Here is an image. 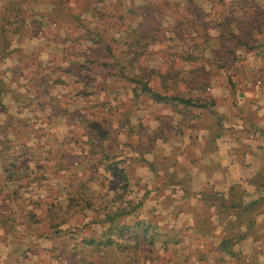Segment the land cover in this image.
<instances>
[{
    "label": "rangeland",
    "instance_id": "1",
    "mask_svg": "<svg viewBox=\"0 0 264 264\" xmlns=\"http://www.w3.org/2000/svg\"><path fill=\"white\" fill-rule=\"evenodd\" d=\"M22 5L25 16L41 23L36 29L55 42L43 43L45 50L29 56L34 44L38 47L29 39L24 51L17 52L21 64L40 69L37 81L44 80L41 86L36 83L35 99L22 91V106H11L15 119L1 117L0 172L8 183L0 196H20L21 201L9 205L4 201V208L17 212L19 206L33 216L27 223L17 218L6 235L14 248H0V258L11 255L14 264H204L201 251H195L203 248L167 246L156 231L152 246L147 245L150 233L147 239L139 236V245L128 234L129 243L114 239L103 254L91 252L81 238H102L109 226L102 222L105 212L131 200L127 197L136 186L131 180L125 183L128 173H115V166L125 162L116 156L131 153L128 148L158 124L147 123L150 114L160 119L170 110L177 118L174 125L184 126L193 112L188 106L185 115L184 104L174 96L197 100V109L208 105L213 94L220 95L226 80L240 90L242 79L249 78L242 72L264 71V55L257 54L264 53L263 0H0L1 26L7 23L22 32ZM8 66L19 68L5 76L8 82L25 80L22 66L12 61ZM51 66L57 74L50 73ZM135 76L169 100L154 101L140 84L134 95ZM56 101L58 117L51 118ZM120 112L123 118H115ZM132 113L141 128L137 138L130 130ZM104 115L113 117L103 120ZM82 199L90 206L77 210ZM137 216L115 223L134 225ZM157 221L161 219L145 225L160 228Z\"/></svg>",
    "mask_w": 264,
    "mask_h": 264
},
{
    "label": "crops",
    "instance_id": "2",
    "mask_svg": "<svg viewBox=\"0 0 264 264\" xmlns=\"http://www.w3.org/2000/svg\"><path fill=\"white\" fill-rule=\"evenodd\" d=\"M25 11L26 7L22 5V32L14 33L10 28H5L6 25L1 26L0 21V79L5 87L0 97V106H4L0 121L1 117L6 120L15 119L17 116L12 113L11 106H22V91L34 97L38 85L41 86L44 80L42 78L37 81L40 69L21 64L17 52L24 51L22 47L29 39H34L31 41L34 43L38 42V47L34 44L29 56L35 55L33 52L45 50V45L55 42L53 38L45 39L43 31L36 29L40 22L31 14L25 16ZM33 28L37 33L30 31ZM51 55L52 58L56 56ZM8 61L22 66V76L25 79L22 82H28L27 85L21 81L15 83L5 79V76L19 69L17 66L8 68ZM50 70V73H56L58 69L53 70L51 66ZM263 72L261 68L242 72L246 77L249 75V78L242 79L240 90L234 87L233 82L226 80L222 84V93L212 95L208 109L196 110L195 118L190 117L189 125L188 122H184V126L174 125L173 120L177 118L170 110L164 111L160 119L150 114L149 119H146L147 123L158 121V124L151 130L147 129L146 134L139 138L144 142L141 140L135 147L128 148L131 153L123 152V156L121 153L116 156L124 158L125 162H119L115 166V173H128L125 175V183L131 180L136 186L133 195L127 197L138 203L130 215L136 214L138 221L148 224L150 220L161 219L157 222L162 226L153 228L162 234L163 243H167L169 237L176 234L178 243L168 242L167 245L203 248L204 264L212 261L213 264H264V206L252 209L251 226L247 221L251 208L244 207L251 202H255V205L264 202V187L258 186L255 179L258 174L264 176ZM54 103L56 111L52 112L51 118L58 117L59 101ZM72 106L77 108L73 103ZM121 106L119 104L118 109ZM134 115L132 113L130 116V130L134 133L132 136L137 138L136 134L141 128L139 129V121ZM114 116L117 119L123 118L121 112L119 116ZM101 118L111 119L106 115ZM160 169L163 170L161 174ZM1 174L2 172L0 190L4 188V182L8 183L6 177L1 178ZM234 187L239 194L238 200L242 203V208L237 209L238 211L234 207L219 209L215 198L203 195L211 190L233 206ZM10 200L16 202L21 201V198L15 196ZM17 208L20 211L19 206ZM141 210L144 213H140ZM167 220H170L169 224L166 223ZM0 233H4L2 227ZM224 237L226 244L222 243ZM10 243L8 239L0 237V248L11 249L13 244ZM191 254L192 252L188 253L189 256ZM10 256L0 258V264H14Z\"/></svg>",
    "mask_w": 264,
    "mask_h": 264
},
{
    "label": "trees",
    "instance_id": "3",
    "mask_svg": "<svg viewBox=\"0 0 264 264\" xmlns=\"http://www.w3.org/2000/svg\"><path fill=\"white\" fill-rule=\"evenodd\" d=\"M261 7L264 9V0H263V5ZM262 21H264V20L262 19ZM263 23L264 22H262L261 24H263ZM11 26H13V25L11 24ZM262 26H264V25H262ZM13 27L14 28H12V27H10V25L6 24L5 28H7V29L10 28V29H15V30L17 29V26L16 27L13 26ZM261 31H262L261 28L258 27L257 33L259 34V33H261ZM14 32L16 33L17 30ZM242 44H243V47H245V46L247 47V45L245 43H242ZM257 54L259 56L264 55L263 52H257ZM132 82H133V86H131V87L134 91V95H137V93H135V90L138 89V85L140 84V90H142L143 92H148L149 97L151 99H153L154 101H156V102H167V100H169V98L166 97L164 94L157 92V91H154L147 84V82H141L139 77L135 76L133 78V80L131 81V83ZM4 90H5L4 84L2 83V80L0 79V97H1V93ZM173 99H177L179 102L184 104L183 107H185V108H183V109L185 111V115L187 113L186 111H188V110H186V109H188L187 107L190 106L191 110L193 112V115H192L193 118H195L196 110L205 109V108L208 109L207 108L208 105H206V106L201 105L200 108H197V109L194 108L193 105H196L197 100H193L190 97H183V96L179 95V96H174ZM210 107H211V105H210ZM184 111H183V113H184ZM185 118H187V117H185ZM186 121H188V125H189V122H191L190 118H187ZM122 122H123V120L121 121V124H122ZM104 151H105V149H104ZM108 151L109 150L106 148V152H108ZM3 154L0 151V155H3ZM11 163L13 165V162H11ZM255 179H256V183L258 186L264 187V176L258 174V175H256ZM203 195H205L206 198H212V197L215 198V200H217L218 205L220 207L219 209L234 207L235 211H238L237 209L242 208V203L238 200L239 194H238L237 189L235 190V187L232 188V195L234 196L233 206L228 205L229 203L224 201L223 197L220 194H217L211 190H209L208 192H204ZM120 196H121V194H118L116 196L115 200L119 199ZM0 197H1L0 201L2 202V204H0V227H2L4 229V233H3L4 235L1 234L0 237L6 238V235L8 234V232L13 230L14 225L16 224L18 217H21L22 221H25V220H28L31 217V215L33 216V213L30 210H22L21 209L20 211L16 212V211H11V209H9V208L5 209L4 207H6V205L3 203L5 201L9 205V203H11L10 199H11L12 195L7 193V194H5V196L3 194ZM82 200L84 201V204H82V205L76 204L77 210L90 206V203L87 199H85V200L82 199ZM82 200H79V201H82ZM254 203L255 202H251L250 204L244 205V207H246V208H251L250 213H249L250 216L247 217V219H248L247 221H249L248 222L249 226L253 225V210L252 209L256 210V208H261L264 206V202H261L257 205H255ZM73 205L74 204L72 201H70V203L67 205V208H66L67 215L71 214V209H72ZM253 205H255V206H253ZM137 206H138L137 202H135L133 200H127L124 202H120V204L115 209H111V210L108 209V211L105 212L104 219L102 220V222L109 224V226L107 228V233L102 234L101 235L102 238H99V239L94 238V236H88V237L82 236V238H81L82 243L86 244L87 246H90L91 252L96 253V251H98V252L100 251L103 254L106 252L108 246H112L115 244L114 239L129 243L130 238L128 239L127 235L131 234V236L132 235L134 236L133 240H135L136 245H139V242H138L139 236L141 235V237H143L144 239H147L146 236H147V234L150 233V239L148 240L149 244H147V245L152 246L153 245L152 244V238L154 237L153 233H155V232H153L154 228L152 227V229H151L150 226L145 225V223L142 220L137 221V223H135L134 225H130V224L118 225L115 223L117 218L127 217L128 215H130L132 213V211ZM19 215H21V216H19ZM68 218H69V216H68ZM134 232H136L135 235H134ZM73 235H74L73 233L69 234L70 238H68V241H69V239L71 241L73 240ZM168 242L177 244L178 243V237L176 236V234L175 235L173 234L172 237L170 236ZM167 243H165V244H167ZM222 243L226 244L225 237H224V241H222ZM74 246H73L74 248L77 247V245H74ZM174 247L176 248L178 246H174ZM195 251H201V256H203L202 250L196 249Z\"/></svg>",
    "mask_w": 264,
    "mask_h": 264
}]
</instances>
